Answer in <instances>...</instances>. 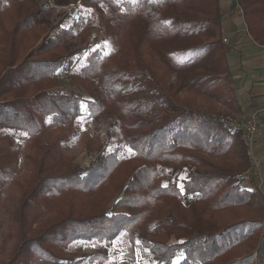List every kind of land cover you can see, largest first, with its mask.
Returning <instances> with one entry per match:
<instances>
[{
    "label": "trees",
    "instance_id": "obj_1",
    "mask_svg": "<svg viewBox=\"0 0 264 264\" xmlns=\"http://www.w3.org/2000/svg\"><path fill=\"white\" fill-rule=\"evenodd\" d=\"M237 4L264 46V0ZM224 17L222 0H80L65 16L49 0H0V189L18 195L0 264L104 263L124 232L155 264H264V192L244 184L253 157L234 124ZM96 29L113 49L94 47ZM81 117L121 133H83V165L63 145ZM76 240L99 245L69 252Z\"/></svg>",
    "mask_w": 264,
    "mask_h": 264
},
{
    "label": "rangeland",
    "instance_id": "obj_2",
    "mask_svg": "<svg viewBox=\"0 0 264 264\" xmlns=\"http://www.w3.org/2000/svg\"><path fill=\"white\" fill-rule=\"evenodd\" d=\"M50 5L53 7L56 13L65 16L69 12H74L80 5V0H49ZM222 4L226 9H230L232 13H238L241 24L246 27L242 17L241 9L237 4V0H222ZM71 15H68L63 22V26H68L70 23ZM94 39L92 43L94 47L104 46L106 52L113 49L114 43L112 37L107 35L102 30L96 29L94 31ZM94 41V42H93ZM90 53V50L83 51L80 55V64H83L85 57ZM175 80V77H174ZM60 88L70 91L73 86L66 79L60 80ZM113 118H104L102 120L92 119H79L77 125L74 128H66V132L70 134L71 138L63 143L64 147L75 156V162L79 164H87L90 160V154L87 152L85 146L80 140V136L87 132L88 134L99 137L103 140L108 139V130L111 129L115 138L120 140L121 133L118 126H111L110 122ZM235 122L242 120L241 114L237 113L235 116ZM16 147L21 151L20 165H19V179L24 175L25 163L24 155L27 151V141L24 134L21 132L15 133ZM251 169V168H250ZM250 171V170H249ZM248 171V178L250 172ZM181 176H184L182 174ZM246 179V180H247ZM246 180L244 184L246 185ZM18 195L14 192L13 185H8L5 188L0 189V256L7 259L10 250L14 243V237L12 236L13 229L10 227V221L13 219L15 212L18 208ZM185 201L188 202L192 199L191 196L185 195ZM99 245L98 240H76L69 247V252H84L93 251ZM36 264H54L47 261H41ZM85 264H155L151 252L145 248L139 241V239L132 233L124 232L120 235L110 247V257L104 263H85Z\"/></svg>",
    "mask_w": 264,
    "mask_h": 264
},
{
    "label": "crops",
    "instance_id": "obj_3",
    "mask_svg": "<svg viewBox=\"0 0 264 264\" xmlns=\"http://www.w3.org/2000/svg\"><path fill=\"white\" fill-rule=\"evenodd\" d=\"M223 11V34L229 39L228 63L243 108L241 117L257 113L261 121L252 153L253 158L260 160L259 170L250 174L246 185H257L264 192V46L253 40L238 13H232L224 5Z\"/></svg>",
    "mask_w": 264,
    "mask_h": 264
},
{
    "label": "built area",
    "instance_id": "obj_4",
    "mask_svg": "<svg viewBox=\"0 0 264 264\" xmlns=\"http://www.w3.org/2000/svg\"><path fill=\"white\" fill-rule=\"evenodd\" d=\"M223 42L228 43V37L223 34L222 35ZM235 125L239 126L243 130V139L250 151L253 153L254 144L258 138L261 129V121L258 118L257 113H252L250 115L245 116L239 122H235ZM260 160L258 158H252V167L250 169L251 174H256L259 170Z\"/></svg>",
    "mask_w": 264,
    "mask_h": 264
},
{
    "label": "snow or ice",
    "instance_id": "obj_5",
    "mask_svg": "<svg viewBox=\"0 0 264 264\" xmlns=\"http://www.w3.org/2000/svg\"><path fill=\"white\" fill-rule=\"evenodd\" d=\"M80 119L83 120V117H81ZM129 151H131V149H129ZM165 187H167V186L165 185ZM181 187H183V186L181 185ZM175 264H180V259H177L175 261Z\"/></svg>",
    "mask_w": 264,
    "mask_h": 264
}]
</instances>
